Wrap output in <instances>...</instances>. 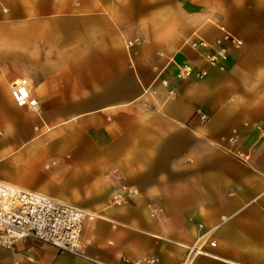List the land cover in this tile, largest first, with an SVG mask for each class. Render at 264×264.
<instances>
[{"label":"crops","instance_id":"obj_1","mask_svg":"<svg viewBox=\"0 0 264 264\" xmlns=\"http://www.w3.org/2000/svg\"><path fill=\"white\" fill-rule=\"evenodd\" d=\"M49 157L59 194L33 183ZM111 166L134 192L117 206ZM0 183L93 212L81 240L106 264H179L222 218L193 264H264V0H0ZM0 264L90 263L26 238Z\"/></svg>","mask_w":264,"mask_h":264},{"label":"built area","instance_id":"obj_2","mask_svg":"<svg viewBox=\"0 0 264 264\" xmlns=\"http://www.w3.org/2000/svg\"><path fill=\"white\" fill-rule=\"evenodd\" d=\"M236 47L240 42L225 36ZM210 46L205 40L195 38L188 45L193 49H213L204 55L210 65L220 64L227 59L225 49ZM206 73L202 70L194 73L189 65H183L177 73L178 79L191 76L202 78ZM10 95L14 104L18 107H27L36 111L38 103L30 94L24 81L14 83L10 88ZM204 119L203 116H201ZM124 200V193L117 192L112 195L114 204ZM89 218V213L83 209L66 203H60L43 194L26 191L14 186L0 183V246L9 247L17 240L33 238L49 244L60 252H65L84 260L90 264H106L86 253V248L81 240L83 224ZM226 221L221 219L217 225L205 228L198 224L199 235L192 246L187 248V253L181 264H192L197 255L203 254L204 245L214 246L212 236L214 232ZM122 264H128L129 260L121 258ZM135 264H158L155 257L143 258Z\"/></svg>","mask_w":264,"mask_h":264},{"label":"rangeland","instance_id":"obj_3","mask_svg":"<svg viewBox=\"0 0 264 264\" xmlns=\"http://www.w3.org/2000/svg\"><path fill=\"white\" fill-rule=\"evenodd\" d=\"M210 16L213 15V14H209ZM243 15H247V16H250V17H256V13H253V12H250V13H246V14H243ZM241 43L238 47H236L234 45V47L236 49H240L241 48ZM189 78V77H188ZM171 94L169 93L167 95V97H170ZM202 119V118H201ZM206 120V118H205ZM207 121V120H206ZM206 123V122H205ZM237 156H239V154H236ZM67 159V158H66ZM58 158H55V157H49L48 159L45 160V162L43 163L42 165V168H41V172H39V178L33 180V183L37 186H41V187H45V188H48L51 190V192L53 191V193H60V188H54L50 183L53 182L55 183L57 186H60L62 184V181H60L61 179L56 177V173H55V168L56 166L58 165ZM11 175L13 177H18L20 174L19 173H15V171L11 172ZM60 177V176H59ZM104 184H106L108 186V189L106 191L105 189V186H104V190L106 191V193L108 192L110 194V204L113 205V206H117L121 203L124 202L126 196L128 194H134L133 190H130L128 188H126L125 184H124V181H123V177H122V174L119 170V168H117L116 166H111L109 168V170L104 174ZM24 180H28L27 178H24ZM49 186V187H48ZM116 187H119L124 193V200L119 203V204H114L113 201H112V195L119 192L116 189ZM107 188V187H106ZM74 190V189H73ZM73 190L71 189H65V195L66 197H68V195L70 194V192H73ZM99 192V189L97 190H93V192ZM104 193V196H106L107 194ZM52 197V196H51ZM54 198V197H53ZM74 198V197H73ZM73 200H78L76 198H74ZM57 201V200H56ZM89 213V218H94L95 217V214L93 212H88ZM87 220V219H86ZM1 248H7L9 249V247H2L0 246ZM187 249V248H186ZM198 256V255H197ZM196 256V257H197ZM184 259V258H183ZM183 259L180 261L179 264H181V262L183 261ZM196 259V258H195ZM194 259V261H195ZM193 261V263H194ZM159 262V261H158ZM192 263V264H193ZM159 264V263H158Z\"/></svg>","mask_w":264,"mask_h":264}]
</instances>
